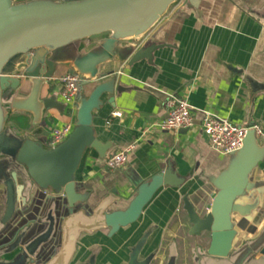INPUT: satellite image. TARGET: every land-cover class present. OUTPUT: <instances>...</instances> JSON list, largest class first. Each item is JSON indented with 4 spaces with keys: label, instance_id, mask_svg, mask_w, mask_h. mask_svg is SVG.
<instances>
[{
    "label": "water",
    "instance_id": "95a60500",
    "mask_svg": "<svg viewBox=\"0 0 264 264\" xmlns=\"http://www.w3.org/2000/svg\"><path fill=\"white\" fill-rule=\"evenodd\" d=\"M189 0H0V264H99L78 260L85 239H115L142 224L147 208L165 189L189 183L173 164L136 183L128 203L116 189L97 204L93 186L79 180L86 156L105 165L117 144L100 138L97 120L126 91L121 70L152 63L165 45L151 44L154 30ZM68 69L81 79L69 137L49 146L33 128L64 106L52 85ZM30 117L23 130L13 119ZM187 132L186 130H184ZM227 165L205 179L209 193L194 205L182 195L187 233L196 239L195 264H264V143L254 131ZM96 200V199H95ZM180 210L177 211L179 214ZM159 230L143 232L121 264H153L145 249ZM202 239V243L199 241ZM205 239V241L203 240ZM204 242V243H203ZM174 247V246H173ZM172 250L167 264H177Z\"/></svg>",
    "mask_w": 264,
    "mask_h": 264
},
{
    "label": "crops",
    "instance_id": "0c3cea01",
    "mask_svg": "<svg viewBox=\"0 0 264 264\" xmlns=\"http://www.w3.org/2000/svg\"><path fill=\"white\" fill-rule=\"evenodd\" d=\"M150 43L165 46L155 52L152 63L141 61L121 70L126 91L117 94L116 108L106 107L97 120L100 138L117 144L110 155L134 147L127 164L110 170L99 163L95 153H89L79 171V180L93 186L95 204L116 189L122 200L115 209L124 207L137 191L136 183L149 180L171 163L180 175L189 177L182 195L189 193L192 203L198 205L210 190L205 179L218 175L228 160L213 149L202 132L201 111L238 125L264 124V0H189L187 6L175 8L162 21ZM63 73L71 72L66 69ZM58 81L51 89L55 94ZM171 95L186 99L195 108V129H159L168 116ZM114 111L123 112L124 117L108 125ZM75 112H50L47 125L31 131L48 142L54 128L74 122ZM23 118L27 125L19 126L25 130L30 117L13 121ZM260 177L264 180V167ZM182 195L177 189L160 192L147 208L142 224L112 240L102 234L85 239L78 260L96 255L99 264H121L143 232L158 227L143 256L157 250L161 257L153 264H167L174 250L177 264H195L196 239L187 233L190 226L181 210Z\"/></svg>",
    "mask_w": 264,
    "mask_h": 264
},
{
    "label": "built area",
    "instance_id": "2783aa9c",
    "mask_svg": "<svg viewBox=\"0 0 264 264\" xmlns=\"http://www.w3.org/2000/svg\"><path fill=\"white\" fill-rule=\"evenodd\" d=\"M59 90L57 95L64 106V111H70L73 115L77 108L81 79L73 73L65 74L58 81ZM169 113L166 119L159 125V129L164 132L190 131L195 129L197 124V111L183 98L170 96L167 102ZM202 117L199 120L202 132L208 137L213 149L223 155L243 148L244 141L249 131H254L260 140L264 141V124L251 123L238 125L227 119L214 116L209 111H201ZM123 112L114 111L111 113L107 124L113 120L122 119ZM73 126V120L65 123L62 127L53 129L48 140L51 147L56 146L66 140ZM134 147L114 152L107 160L105 166L110 170L123 168L128 162V154Z\"/></svg>",
    "mask_w": 264,
    "mask_h": 264
},
{
    "label": "trees",
    "instance_id": "16d2710c",
    "mask_svg": "<svg viewBox=\"0 0 264 264\" xmlns=\"http://www.w3.org/2000/svg\"><path fill=\"white\" fill-rule=\"evenodd\" d=\"M18 123L21 127H25L27 125L26 119H18Z\"/></svg>",
    "mask_w": 264,
    "mask_h": 264
}]
</instances>
